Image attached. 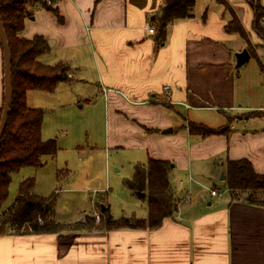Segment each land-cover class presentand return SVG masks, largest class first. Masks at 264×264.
<instances>
[{
  "label": "crops",
  "instance_id": "1",
  "mask_svg": "<svg viewBox=\"0 0 264 264\" xmlns=\"http://www.w3.org/2000/svg\"><path fill=\"white\" fill-rule=\"evenodd\" d=\"M54 1L61 21L50 10L39 11L40 17L50 15L60 21L56 40L34 27L35 13L25 19L24 30L31 24L32 32L23 31V35L43 34L63 49L72 48L65 62L71 67L72 81L78 84L82 81L75 78L73 69L84 65L81 53L74 50L81 45L79 35L84 34L98 88H108L102 92L109 119L121 121L126 132L149 144L148 158L176 161L173 170L180 151L196 157L197 147L204 149V158L209 160L222 155L224 159L218 162L224 164L223 169L226 159L248 158L256 172L264 174V70L256 56V63L247 64L251 53L245 65H237L236 53L243 49L232 44L241 35L226 29L234 13L248 35L243 37L246 45L248 41L252 47L261 45L256 12L249 0H196L194 15L171 22L160 45L156 33L145 25L159 12L163 0ZM84 23H89L91 38ZM165 86H169V96ZM4 93L0 41V107ZM178 106L188 110L187 114L217 110L215 122L197 116L194 122L221 132L196 135L193 142L187 127L191 120L184 117V124L177 120L174 111L178 112ZM167 128L172 131L164 133ZM188 176L192 194L195 185L201 192L209 187L191 171ZM211 197L177 204L174 213L156 228L81 225L44 234L7 231L0 234V264H264V205L233 199L229 192ZM132 216L138 217H113Z\"/></svg>",
  "mask_w": 264,
  "mask_h": 264
},
{
  "label": "rangeland",
  "instance_id": "2",
  "mask_svg": "<svg viewBox=\"0 0 264 264\" xmlns=\"http://www.w3.org/2000/svg\"><path fill=\"white\" fill-rule=\"evenodd\" d=\"M44 1L49 3L47 0H28L25 6L33 14H37L35 21L37 24L34 27L51 34V37L56 40L60 35L57 25L61 20L58 22L59 18L47 17L50 15L40 17L39 10L44 9L42 6ZM57 1L60 0L54 2ZM249 1L254 11L259 13L258 17L255 13V22L258 18L257 24L264 29L260 23V19L264 15L263 0ZM259 6L261 9L257 11ZM52 7L57 8L56 3H53ZM88 24L84 23V26L91 38ZM75 25L77 26V24ZM242 29L244 35L239 36L232 45L242 49L248 48L253 53L247 64L256 63V56L264 67L260 57L263 56L264 59V51L261 48L263 45L252 47L249 46L251 45L249 41L246 45L244 38H247L248 35L243 26ZM32 30L33 27L30 24L24 31L30 34ZM79 37L81 45L74 51L81 53L84 67L73 69V73L75 78H79L82 82L74 83L72 72L69 71V80L60 82L53 91L31 90L27 94V104L43 110L42 138L44 140L56 138L57 153L55 156H44L43 164L24 166L12 175L8 196L0 209V217L1 210L16 199L20 182L29 176L35 178L34 191L36 193L44 197H56L54 217L61 222L73 221V223H65L66 226L69 225V228H77L81 225L86 227L102 226L105 218L101 215L100 220H97L94 216V212L101 213V205L108 206L114 217L133 214L145 217L147 215L146 203L141 202L137 196L131 193L126 181L134 175L137 164L147 163L149 144L143 143L141 138L133 137L129 132H126L127 126L121 121L109 119L104 94L100 90L101 88H98L97 79L95 81L96 67L90 52L91 48L86 43L84 34H80ZM49 44L50 47L53 42ZM69 49L72 48L63 49L54 43L38 59L49 65L65 62V58L71 56ZM90 81L94 87L85 84ZM176 108L178 112L174 109L172 111L176 114L177 120L183 124L185 123L184 117L193 122L196 121L195 116L201 118L198 120L214 119L215 122L219 116V112L213 108L190 110L188 114L186 113L188 110L185 108L179 106ZM231 110H235V108ZM2 111L1 108V113ZM115 124H119L118 129L115 128ZM192 136V141L195 142L197 136ZM196 151V157L192 152L187 157L185 151H180L178 165L169 174L176 201L179 200L178 195L184 197L193 188L187 179L189 171L196 179L209 187L215 186L221 189L226 187L224 179H222L225 171L224 164L221 165L222 163L218 162L224 159L223 156L216 155V160H209L204 158L203 148L196 147ZM172 163L177 164L176 161H172ZM195 182L198 181L195 180ZM195 187L196 193L192 194L193 200L198 196L207 197L208 201L212 200L209 190L204 189L206 192L204 190L201 192L198 185ZM241 196L245 197L244 192L241 193Z\"/></svg>",
  "mask_w": 264,
  "mask_h": 264
},
{
  "label": "trees",
  "instance_id": "3",
  "mask_svg": "<svg viewBox=\"0 0 264 264\" xmlns=\"http://www.w3.org/2000/svg\"><path fill=\"white\" fill-rule=\"evenodd\" d=\"M27 1L0 0V19L10 46L12 67V104L0 142V209L8 196L12 175L24 166L43 164L44 156H55L58 150L56 138L47 140L42 138L43 110L27 104L28 92L53 91L60 82L69 80L71 70L67 63L58 62L49 65L38 59L50 47L43 34H35L31 38L23 35L25 19L33 15V12L25 6ZM195 4L196 0H163L159 12L150 21L156 29L157 45L165 42L167 27L171 22L194 15ZM52 5L53 1L42 3L45 9L52 11L61 20L58 8ZM260 9L261 6L257 11ZM258 14L256 13L257 17ZM257 20L258 18L255 27L262 36L264 29L257 24ZM226 29L230 33L244 35L240 21L234 13ZM250 53L253 55L252 52ZM260 66L264 70L261 62ZM3 102H5V93ZM1 108L3 110L4 103L0 107V113ZM187 127L190 134L203 137L221 132L220 129L201 122L189 121ZM171 167L170 160L156 157H149L145 164H137L134 175L126 181V185L146 203L147 217L114 218L109 207L101 205L100 210L105 220L102 226L97 227H159L162 220L171 216L177 209L169 177ZM224 174V182L233 199H244L264 205V174L257 173L248 158L227 160ZM34 184L33 176L20 182L19 193L14 202L1 210L0 234L7 231L44 234L69 228V225L56 221L54 217L56 197H44L36 193ZM243 192L245 197L241 196Z\"/></svg>",
  "mask_w": 264,
  "mask_h": 264
},
{
  "label": "water",
  "instance_id": "4",
  "mask_svg": "<svg viewBox=\"0 0 264 264\" xmlns=\"http://www.w3.org/2000/svg\"><path fill=\"white\" fill-rule=\"evenodd\" d=\"M0 41L2 44L3 57H4V87H5V102H4V108H3V112H2V116L0 120V142H1L2 134L5 129L7 120H8L9 109L12 104V83H11V68L12 67H11V60H10V46H9L7 35H6L1 19H0ZM52 42H53L52 39L48 40V44ZM250 56L251 54L249 50L246 48H244L240 52H237L236 53L237 65L241 66L242 64H244L250 58ZM171 131H172V128H167L163 130L164 133H168ZM222 179H225V175L222 176Z\"/></svg>",
  "mask_w": 264,
  "mask_h": 264
},
{
  "label": "built area",
  "instance_id": "5",
  "mask_svg": "<svg viewBox=\"0 0 264 264\" xmlns=\"http://www.w3.org/2000/svg\"><path fill=\"white\" fill-rule=\"evenodd\" d=\"M47 1H48L49 3H51L53 0H47ZM260 23H261V25L264 27V15H263L262 18L260 19ZM145 27L148 29V31H149L150 33H155V32H156V29H155L151 24H149V23H147V24L145 25ZM261 44L263 45V47H261V48H262L263 51H264V35L261 36ZM260 57L262 58V61H263V63H264L263 56H260ZM164 88L166 89L167 95L169 96V93H170V92H169V86H165ZM102 90H103L104 92H107V91H108V88L105 87V86H102ZM168 96H167V97H168ZM167 99H169V98H167ZM186 106H188V105H186ZM190 178H191V176H190ZM191 180L195 181L194 178H191ZM204 187H205L207 190H209L211 196H215V197L223 196L224 194H226L227 192H229V189L226 188V187H225V189L217 188V187H215V186H213V187H207V186H204ZM229 193H230V192H229ZM191 199H192V192H191V191H188V192H187V195H185L184 197H179V200H177L176 202H177L178 205H181L182 203L190 202ZM94 214H95V215H94L95 218H96L97 220H100L102 213H100V212H94Z\"/></svg>",
  "mask_w": 264,
  "mask_h": 264
}]
</instances>
